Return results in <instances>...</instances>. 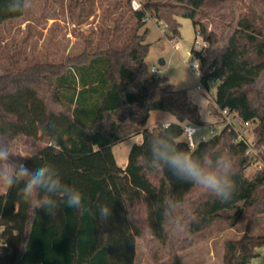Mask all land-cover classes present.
Listing matches in <instances>:
<instances>
[{
  "label": "trees",
  "instance_id": "16d2710c",
  "mask_svg": "<svg viewBox=\"0 0 264 264\" xmlns=\"http://www.w3.org/2000/svg\"><path fill=\"white\" fill-rule=\"evenodd\" d=\"M130 1L128 5L130 6ZM0 0V25L21 17ZM133 11L137 27L123 49L68 56L59 64H35L0 76V143L10 145L20 136L48 140V145L24 161L29 168L50 164L62 182L83 194L88 209L80 213L53 196L57 208L31 206L18 196L19 186L0 194V264H135L136 239L142 238L154 260L177 258L185 247L264 215V167L252 178L245 175L254 163L248 145L226 125L195 148L184 143L183 125L203 126L199 108L146 63L148 18L166 25L169 40L180 38L179 18L192 20L207 47L191 50L199 65V81L210 90L215 84L217 110L227 109L254 124L251 143L264 160V16L247 0H140ZM226 11L220 33L209 30V16ZM233 27V28H232ZM199 28V29H197ZM161 110L177 120L170 134L177 146L195 155L227 154L233 162L235 191L222 202L212 193L178 180L164 169L146 163L149 141L159 126L146 128L150 112ZM141 134L125 168L117 164L112 146ZM166 184L172 189L168 193ZM44 195L43 193L41 194ZM169 197L183 206L178 214L188 223L173 235L163 223ZM112 207V217L100 223L101 206ZM127 209L139 217L127 219ZM264 246V235L243 236L225 245L224 264H249Z\"/></svg>",
  "mask_w": 264,
  "mask_h": 264
},
{
  "label": "rangeland",
  "instance_id": "374dc122",
  "mask_svg": "<svg viewBox=\"0 0 264 264\" xmlns=\"http://www.w3.org/2000/svg\"><path fill=\"white\" fill-rule=\"evenodd\" d=\"M129 0H26V8L22 17L6 21L0 25V76L6 72L24 69L35 64H59L68 56H79L83 53L93 54L109 47L123 49L130 41L137 23L133 16V8ZM140 1V0H138ZM258 13L264 16V0H247ZM229 13L222 11L209 16L204 22L209 30L221 32L227 24ZM32 21L28 26L26 19ZM50 19H57L55 22ZM61 20V21H58ZM181 23L180 38L169 40L166 25L148 18L146 26L138 30L142 34L145 28L148 33L145 42L150 45L146 58L148 67L159 77H165L178 90H186L199 84V65L191 57V50L202 51L204 39L197 32L189 18H179ZM53 23V24H52ZM65 29H60L59 27ZM233 28V27H232ZM199 29V28H197ZM198 42L200 47L198 46ZM204 46V47H203ZM207 92V121L202 118L204 133L209 134L210 128L219 134L225 126V119L217 110L214 102L216 86L213 84ZM169 112L154 110L150 112L146 128L159 126V119ZM171 114V113H170ZM172 123L177 122L171 116ZM236 127L241 130V123ZM248 136L253 142L254 124ZM141 134L132 135L124 141L112 146L117 164L124 168L128 161L131 148L141 140ZM48 145V140L20 136L10 145L14 154L30 157ZM27 158L17 155L10 157V162H22ZM261 160V159H260ZM262 161L249 165L245 175L252 178L262 168ZM168 193L172 189L166 184ZM0 190V194H4ZM248 230L251 235H264V215L255 218L248 226L246 222L223 231L219 235L193 243L178 254L177 258L164 257L154 260L142 238L136 239L135 264H224L225 245L243 236ZM257 256L249 264H264V246L256 249Z\"/></svg>",
  "mask_w": 264,
  "mask_h": 264
},
{
  "label": "clouds",
  "instance_id": "9594fccd",
  "mask_svg": "<svg viewBox=\"0 0 264 264\" xmlns=\"http://www.w3.org/2000/svg\"><path fill=\"white\" fill-rule=\"evenodd\" d=\"M9 10L19 11L23 7L22 0H9ZM188 100L199 108L201 118L207 121V92L199 84L193 83L188 89ZM172 114L166 113L159 119L160 133L149 141V156L146 163L156 169L169 170L178 180L189 182L204 191L212 193L222 202L231 200L235 191L233 162L227 154H193L177 146L170 134ZM204 129H198L188 121L184 129V143L190 144L203 138ZM14 154L5 143H0V190L7 192L19 186L18 196L31 206L34 213L36 208H46L49 213L57 208L53 196H59L67 207L83 213L88 209L83 204V194L75 187L62 182L58 171L50 164L29 168L22 162H10ZM44 194L43 196L41 194ZM183 205L173 197H169L163 207V223L170 226L173 235L185 234L188 223L178 214ZM127 219L137 222L139 217L133 210L127 209ZM113 215L112 207L101 206L98 212L100 223L108 221Z\"/></svg>",
  "mask_w": 264,
  "mask_h": 264
},
{
  "label": "built area",
  "instance_id": "2783aa9c",
  "mask_svg": "<svg viewBox=\"0 0 264 264\" xmlns=\"http://www.w3.org/2000/svg\"><path fill=\"white\" fill-rule=\"evenodd\" d=\"M131 6H132L134 11H137V10L142 8V4L138 0H132ZM203 45L206 46V43L204 42ZM198 46L200 47L199 42H198ZM153 72H156V71L153 69ZM220 112H221L222 116L225 119V124L224 125L225 126L226 125L230 126L232 129H234L237 132V134H238L237 141L238 142H244V143H246L248 145V149L246 151V155L249 157V159L251 161H254V162L262 161L263 163H262V165H260V168H262L264 166V160L262 159V156H261L260 152L258 150H256L252 146V144H251L252 142L250 141V139L248 137L251 134V132H252V129H251L252 122L241 120L235 113H233V112H231V111H229L227 109L221 110ZM237 122L241 123V128H242L241 130H238V128L236 127V125H237L236 123ZM186 124L187 123H185L183 125L184 129H185V125ZM194 126L197 127L198 129H202L203 128V127L197 126V125H194ZM217 134L218 133H217L216 129L210 128L209 134L203 133V138L202 139H197V140H195L194 142H191L188 145L191 148H195V146L197 145L198 142L206 141V140L210 139L211 137L216 136ZM184 138H185V136H184Z\"/></svg>",
  "mask_w": 264,
  "mask_h": 264
},
{
  "label": "crops",
  "instance_id": "0c3cea01",
  "mask_svg": "<svg viewBox=\"0 0 264 264\" xmlns=\"http://www.w3.org/2000/svg\"><path fill=\"white\" fill-rule=\"evenodd\" d=\"M35 1H37V0H35ZM25 6H26V2H25ZM26 8V7H25ZM22 17V16H21ZM20 18V17H19ZM57 19H50V21H52V22H55ZM58 21H61V20H58ZM62 22V21H61ZM32 23V21H30V19H26L25 20V24L28 26V24H31ZM63 23V22H62ZM53 24V23H52ZM60 29H65L63 26L62 27H59ZM142 136V135H141ZM142 141V138H141V140H140V142ZM139 142V143H140ZM127 165V163L125 164V166ZM125 166H124V168H125Z\"/></svg>",
  "mask_w": 264,
  "mask_h": 264
}]
</instances>
